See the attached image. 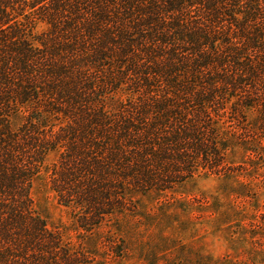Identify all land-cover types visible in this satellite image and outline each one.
<instances>
[{
    "label": "trees",
    "instance_id": "1",
    "mask_svg": "<svg viewBox=\"0 0 264 264\" xmlns=\"http://www.w3.org/2000/svg\"><path fill=\"white\" fill-rule=\"evenodd\" d=\"M234 150L264 167V0H0V264H104L36 208L51 153L91 231Z\"/></svg>",
    "mask_w": 264,
    "mask_h": 264
},
{
    "label": "rangeland",
    "instance_id": "2",
    "mask_svg": "<svg viewBox=\"0 0 264 264\" xmlns=\"http://www.w3.org/2000/svg\"><path fill=\"white\" fill-rule=\"evenodd\" d=\"M57 155H49L48 169L33 186L36 208L50 229L75 247L93 249L100 262L264 264V167L241 151L229 154L232 170L139 195L135 211L91 231L79 228L74 212L48 188Z\"/></svg>",
    "mask_w": 264,
    "mask_h": 264
}]
</instances>
